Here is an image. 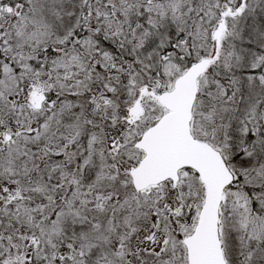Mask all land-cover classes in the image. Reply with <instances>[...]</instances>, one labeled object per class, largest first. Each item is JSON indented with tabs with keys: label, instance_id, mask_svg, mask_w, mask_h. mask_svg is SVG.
I'll use <instances>...</instances> for the list:
<instances>
[{
	"label": "snow or ice",
	"instance_id": "6c2138e0",
	"mask_svg": "<svg viewBox=\"0 0 264 264\" xmlns=\"http://www.w3.org/2000/svg\"><path fill=\"white\" fill-rule=\"evenodd\" d=\"M0 264H264V0H0Z\"/></svg>",
	"mask_w": 264,
	"mask_h": 264
}]
</instances>
